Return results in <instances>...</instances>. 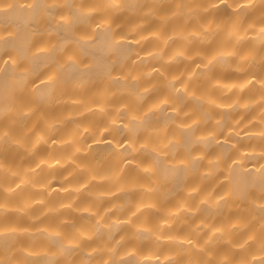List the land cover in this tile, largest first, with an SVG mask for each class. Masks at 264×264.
Wrapping results in <instances>:
<instances>
[{"label":"clouds","instance_id":"9594fccd","mask_svg":"<svg viewBox=\"0 0 264 264\" xmlns=\"http://www.w3.org/2000/svg\"><path fill=\"white\" fill-rule=\"evenodd\" d=\"M0 264H264V0H0Z\"/></svg>","mask_w":264,"mask_h":264}]
</instances>
